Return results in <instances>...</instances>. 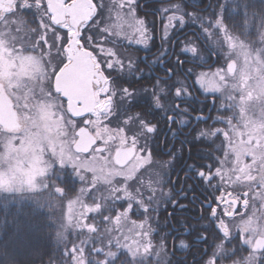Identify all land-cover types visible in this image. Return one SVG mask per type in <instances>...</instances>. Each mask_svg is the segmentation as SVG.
I'll use <instances>...</instances> for the list:
<instances>
[{"label": "snow or ice", "instance_id": "obj_1", "mask_svg": "<svg viewBox=\"0 0 264 264\" xmlns=\"http://www.w3.org/2000/svg\"><path fill=\"white\" fill-rule=\"evenodd\" d=\"M151 2L170 47L143 62L159 64L163 78L121 52L125 43L149 46L139 0H0V202L49 209L63 244L58 264H174L163 238L154 243L157 216L162 203L186 205L169 188L175 165L150 145L159 128L149 116L160 110L169 128L211 121L194 139L214 150L185 173L203 189L210 225L196 236L207 245L196 264H264V4ZM173 30L195 37L178 54ZM185 64L193 67L181 79ZM18 246H0V264H20Z\"/></svg>", "mask_w": 264, "mask_h": 264}, {"label": "flooded vegetation", "instance_id": "obj_2", "mask_svg": "<svg viewBox=\"0 0 264 264\" xmlns=\"http://www.w3.org/2000/svg\"><path fill=\"white\" fill-rule=\"evenodd\" d=\"M214 1V0H213ZM107 2V0H105ZM173 2H179V0H173ZM209 0H204L205 7L207 6ZM140 8L137 10V15L144 18L148 23L151 31V39L149 40L148 48H145L143 45H128L124 44V48L121 49V52L124 56H131L136 59L140 69L145 73L153 71L155 76L162 77L164 76L163 68L157 64L155 66L149 67V64L144 63L143 61L147 59L149 62L156 59L159 55V49L163 45L164 48H169L168 43H164L161 39L162 36V21L161 16L156 15L153 11L154 5L151 0H139ZM190 10V9H189ZM26 20L31 21L32 17L25 14L24 17ZM166 23V21H164ZM155 27H152V25ZM176 30H173L175 34ZM195 39L191 31L185 36L184 31L181 30L178 34H175V38L172 39V45L175 46V51L179 53V45L181 42H186L188 40ZM175 55L171 57L172 64H175ZM210 59L215 60L216 57L212 56ZM167 63V61H165ZM193 67L190 64H185L181 67L180 78L183 79V69ZM207 67L193 68L194 72L208 71ZM148 77L143 78V82L139 83L137 87L145 86ZM187 83L191 84L192 80L189 79ZM201 102L199 106L204 104L208 105V108H212L210 101L204 100V95L202 91H197L194 93ZM146 102V101H145ZM160 110H156L149 119H152L154 123L158 122L159 134L157 135L155 142L150 141V145L156 150L157 153H161L157 157L159 160L163 161H172V164L175 165V168L172 172V181L173 184L169 185V188H173V194L177 197L180 203L186 205L185 208H173L171 204L162 203V206L159 209L157 219L159 220L160 227L156 228V238L158 239V244L161 243V238H163V243L170 254V257L174 261V264H196L199 259L198 254H202V249L206 248V244H197L196 236L199 232L203 231L206 227H210L209 222L205 217L207 212L201 208L199 200L203 199V189L195 185L192 179H187L185 173L188 171L189 166L200 165L205 163L204 154L210 153L214 149L209 147L206 143L202 144L200 141L194 139V132L197 129H205L211 126V121L207 124L201 123L199 125L193 123L191 128L183 127L177 121L173 124L171 128L168 127L166 121L161 118ZM193 116L196 115L195 112L192 113ZM211 115L215 116L216 112L212 111ZM219 126V125H218ZM175 132L176 136L173 137L172 133ZM170 150L173 156H168L162 154L165 150ZM174 185V187H173ZM191 186L192 190H189ZM168 189H165L167 191ZM183 191L185 195H180V191ZM193 197H196L197 200L193 202ZM259 208V205H257ZM237 211L240 212L241 209L238 207ZM169 213H172L169 216ZM244 215H249V213H244ZM225 220L230 219L229 217H224ZM236 220H240V216L236 217ZM181 222L189 226L187 233L181 227ZM156 227V225H153ZM234 235H239L235 231ZM176 230H179V234ZM208 233L205 232V235ZM185 241L189 247L188 249H181L179 247L180 241ZM247 255V253H244Z\"/></svg>", "mask_w": 264, "mask_h": 264}, {"label": "trees", "instance_id": "obj_3", "mask_svg": "<svg viewBox=\"0 0 264 264\" xmlns=\"http://www.w3.org/2000/svg\"><path fill=\"white\" fill-rule=\"evenodd\" d=\"M212 2L215 3V0ZM254 2L257 7L264 4V0ZM236 22L240 23L239 19ZM256 38L255 34L248 37L251 41ZM40 203L43 205L44 201ZM60 211L61 208L57 206V217ZM49 214V209L43 206L38 208L32 199L0 202V246L11 245L13 240L18 242L16 250L20 255V264H58L57 257L63 244L60 243L58 233L45 219ZM133 219L136 217L133 216ZM45 223H49V227L44 228ZM153 239L158 244L156 235ZM72 241L74 236L68 233L66 242L71 244Z\"/></svg>", "mask_w": 264, "mask_h": 264}, {"label": "rangeland", "instance_id": "obj_4", "mask_svg": "<svg viewBox=\"0 0 264 264\" xmlns=\"http://www.w3.org/2000/svg\"><path fill=\"white\" fill-rule=\"evenodd\" d=\"M256 40H257V38L254 39L253 42H255ZM64 211H65V212L67 211V208H66V207L64 208ZM132 218H133V217H132ZM69 233H72V234H73V236H74V240H75V239H76L75 234H74L72 231H69Z\"/></svg>", "mask_w": 264, "mask_h": 264}]
</instances>
